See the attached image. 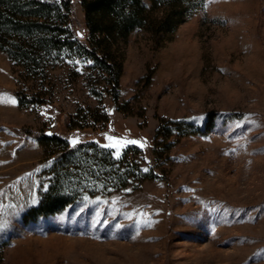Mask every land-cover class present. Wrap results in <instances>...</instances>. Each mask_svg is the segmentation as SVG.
Masks as SVG:
<instances>
[{"label": "rangeland", "instance_id": "rangeland-1", "mask_svg": "<svg viewBox=\"0 0 264 264\" xmlns=\"http://www.w3.org/2000/svg\"><path fill=\"white\" fill-rule=\"evenodd\" d=\"M63 1L55 22L69 44L15 38L37 57L28 66L0 48V216L10 219L0 264H264V0L206 11L188 0L171 29L125 38L91 35L81 0ZM169 6L160 0L154 16ZM76 38L120 66L116 91ZM39 132L69 146L138 140L135 157L159 176L26 221L51 177Z\"/></svg>", "mask_w": 264, "mask_h": 264}, {"label": "trees", "instance_id": "trees-1", "mask_svg": "<svg viewBox=\"0 0 264 264\" xmlns=\"http://www.w3.org/2000/svg\"><path fill=\"white\" fill-rule=\"evenodd\" d=\"M150 1L151 7L143 0H81V5L91 35L99 33L104 37L110 35L113 38H125L136 28H145L155 34L171 29L181 21L184 10L182 3L188 0H166L170 6L165 9L158 7L160 11L164 10L160 16L153 14L160 0ZM70 2L71 0H64L63 8L68 10ZM25 5L29 7L28 10L24 8ZM178 7L180 9L176 10ZM61 15L57 0H0V48L6 50L11 58H18L27 66L34 63L37 59L34 53L25 48L22 41L14 39L26 38L31 40L29 43L34 42L35 46L43 47L69 44L68 37L60 36L66 29L55 22ZM76 41L81 48L109 69L113 89L116 91L119 86L120 66L113 71L112 65L103 58L104 56L98 55L78 38ZM6 43L11 47L6 48ZM18 99L20 104L39 100L22 95H18ZM71 123L72 118L69 116L66 126L69 127ZM172 123L180 124L181 121ZM159 129L169 130V127L161 125ZM34 136L40 139L44 149L53 157L49 161L50 183L42 193L39 203L25 213L26 221L40 215L59 212L82 196L110 194L125 188L132 181L159 176L152 168L143 171L133 153L139 148L138 145H127L117 159L110 149L101 147L104 144L92 138L81 140L73 147L68 145L65 137L57 133L39 132Z\"/></svg>", "mask_w": 264, "mask_h": 264}, {"label": "snow or ice", "instance_id": "snow-or-ice-1", "mask_svg": "<svg viewBox=\"0 0 264 264\" xmlns=\"http://www.w3.org/2000/svg\"><path fill=\"white\" fill-rule=\"evenodd\" d=\"M215 2V0H200V7L206 11L207 7L209 6V4ZM223 24H227L228 21H222ZM78 63V62H77ZM87 63H92V61H87ZM13 103H15V101H12ZM245 121H249L250 120V115L249 116H245L244 117ZM237 127H241V125L238 123L236 125ZM106 139L109 141V143L101 145V147L106 148V149H115V152L113 153V155L119 159L121 156V149L126 147L127 145H139L140 147H144V144L141 143L138 140H124L122 138H116L113 136H106ZM71 144L73 147H76L80 141L79 138H73L71 141ZM236 150L233 149V152H235ZM143 171H148V169H144ZM130 191V190H129ZM85 199H87V197H85ZM38 203V201L33 198L31 201L32 205H36ZM83 209H81L82 211ZM212 211H216V209H211ZM10 228V219L0 216V235L6 234V232L9 230Z\"/></svg>", "mask_w": 264, "mask_h": 264}, {"label": "water", "instance_id": "water-1", "mask_svg": "<svg viewBox=\"0 0 264 264\" xmlns=\"http://www.w3.org/2000/svg\"><path fill=\"white\" fill-rule=\"evenodd\" d=\"M49 133V132H48Z\"/></svg>", "mask_w": 264, "mask_h": 264}]
</instances>
